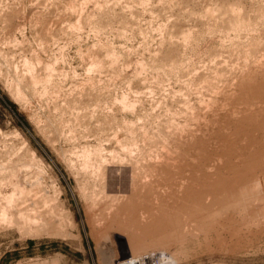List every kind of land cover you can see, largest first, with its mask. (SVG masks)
<instances>
[{
    "label": "rangeland",
    "instance_id": "374dc122",
    "mask_svg": "<svg viewBox=\"0 0 264 264\" xmlns=\"http://www.w3.org/2000/svg\"><path fill=\"white\" fill-rule=\"evenodd\" d=\"M232 8L238 12L231 13ZM231 14L252 26L234 30ZM34 55L60 69L51 72L58 85L47 84L44 93L51 91L38 93L39 99L25 87L26 98H17L10 79L14 71H24V60L38 72ZM261 56L264 0H0V264H116L138 242L127 240L139 235L133 231L137 225L93 221L91 199L99 198L101 211L95 209L103 211L102 218L128 216L134 163V177L149 181L148 189L164 179L171 184L188 175L190 181L188 172L194 175L197 169L186 165L188 171L185 163L201 162V150L212 148L221 127L242 118L225 116L246 99L247 73ZM253 82L263 83L264 74H256ZM122 95L134 107H121ZM170 121L178 123L173 128ZM256 132L258 127L251 134ZM129 136L136 143L126 144L134 148L126 151L130 154L123 146ZM97 140L106 163L100 173L85 174L76 154ZM255 143L243 149L253 150V160L263 165L253 170V192L248 193L253 173L246 169L242 148L222 156L210 170L211 181H223L213 186L211 203L219 201L202 208L196 221L188 216L191 221L182 225L187 229L167 246H146L145 254L134 250L141 264H264V140ZM168 165L178 167L168 171ZM203 182L198 188L205 192ZM12 187L23 192L15 200L18 210L28 199L38 201L20 214L5 211ZM224 212L233 219L218 221Z\"/></svg>",
    "mask_w": 264,
    "mask_h": 264
},
{
    "label": "bare ground",
    "instance_id": "6f19581e",
    "mask_svg": "<svg viewBox=\"0 0 264 264\" xmlns=\"http://www.w3.org/2000/svg\"><path fill=\"white\" fill-rule=\"evenodd\" d=\"M232 11H233V13H237L238 11H237V9L234 11V8H232V9H230V12L232 13ZM231 15H233V14H231ZM233 20L230 22V24H229V26H231L234 30H241L240 28H242V27H245L247 24H248V26H247V28H249V27H251V26H249V23H251L250 21H245V20H243V18H239V16L238 15H233ZM230 27V28H231ZM231 28V29H232ZM229 29V28H228ZM244 29V28H243ZM94 30V29H93ZM189 30H187L185 33H184V36L186 37V35H187V38H188V33H190V31L188 32ZM228 31V30H227ZM232 31V30H231ZM243 31V30H242ZM244 31H245V29H244ZM233 32V31H232ZM236 32V31H235ZM240 33V32H239ZM234 34V33H233ZM236 34V33H235ZM189 35H191V34H189ZM211 35V34H210ZM183 36V37H184ZM185 37L183 38L184 40H186L185 39ZM214 37V36H213ZM188 40H190V39H188ZM188 40H186V42L188 41ZM185 43V42H184ZM112 54V56H113V54H115V52H112L111 53ZM111 56V55H110ZM111 56V57H112ZM115 56V55H114ZM34 57L35 58H33L34 60H37V59H39L38 57H36V55H34ZM63 57V56H62ZM261 58L262 59H264V56L262 57L261 56ZM261 58H256V59H254L253 60V67L249 70V72L250 73H247V75L249 74V76H248V79L250 80L249 81V83H247L245 86H243V94L246 96V99H248V101L246 100H244V102L242 101V102H240V103H242L241 105H239V106H243V107H235V108H232V109H230V110H227V114H226V119L227 118H232V119H234V118H236V117H239V116H241L242 118L238 121H232V123H230V124H228V126H226V127H221V133L220 134H218V136L215 138V139H213L212 140V142H211V140H210V142L213 144V146H212V152H210V150H206L205 152H204V150L202 149L201 150V152H202V157H203V160L201 159V162L200 161H197L198 163H195L194 162V159L192 160L191 158H189L188 157V159H191V161H193V163L192 162H187V163H185V166L187 165V166H190L191 168H194V167H196V169L197 170H199L200 171V173H199V171L197 172V170H195L196 172L194 173V175L193 174H190L188 171H189V169H188V167H187V169H188V171H186V172H188V174H189V178H190V181L188 180V178H187V176L188 175H186L185 174V172H184V174L186 175V176H184V177H180V179L178 180V181H176V182H174V183H171V184H168L167 182H165V179L163 180V179H159V178H157L158 180H159V182H161L160 180H163L162 181V183H161V185H160V183H158L160 186H157V187H160V188H157V187H154V188H151L150 187V189H148V187L146 186V185H148V184H150V182L148 183V182H146L147 181V179H146V177H144L145 176V172H143V178H145L144 179V181L146 182V183H144L143 182V180H140L139 179V181H138V179L137 178H135L134 177V175H135V173H136V171H135V173H134V168L136 169H138V167H136L137 165H136V163H134L131 167H130V169H129V177H130V179H131V183H130V189H131V200H130V204H129V211L127 212V213H129V215L128 216H126V217H121V218H118V216H110V217H105L104 218V216H103V218L102 217H100V215L99 214H101V213H99L98 211V213L96 212V209H98L99 207H97V206H99V205H101L100 203H99V198H92L91 199V202H90V204L88 205V206H90V208H91V210H92V212H90L93 216H94V220L93 221H95V222H101V221H120V222H131V223H133V224H135V226L137 227H135L134 229H133V231H136L139 235H137L136 237L135 236H131V237H128V241H133V240H136V241H138V242H136L135 244L136 245H134V246H131L130 247V250H127V254H125V255H122L121 257H119L118 259H120V260H118L117 259V263L116 264H141L142 263V260H143V258H141V256H139V255H136V254H134V250H141V249H143L142 250V253H144L145 254V252H143L145 249H147V247L148 246H152V248H153V244H161L160 246L162 247L163 245L164 246H167L166 244H167V241H170L171 239H173L174 240V238L176 239V235L179 233V231L180 230H182V228H185V227H182V225L183 224H185L188 220L189 221H191L190 219H188V216L190 217V216H192V220L194 221H196V218L197 217H199V215H201L200 214V212H201V209L202 208H206L208 205H210V204H213V203H217V201H219L218 199L216 200V202H213V203H211V201L212 200H214L215 201V198H211V196H212V192H213V186H214V184L216 183V184H220V183H222L223 181H221L220 179H218L219 181H211L210 180V170L211 169H213V168H215V164L214 163H216V162H218L220 159H221V157L223 156H226V155H229V154H231V153H235L236 151H237V153H241L242 152V150L243 149H245L246 150V146L247 147H249V146H253V145H255L256 143V141L258 142V140L259 141H261V140H264V82L263 83H260V84H257V83H254L253 81H254V79H255V75L256 74H258V73H262V75L264 74V60H261ZM4 59V58H3ZM110 59V58H109ZM29 60H30V58H29ZM28 60V61H29ZM106 60V59H105ZM25 61V63H22L21 65H23L22 67L24 68V71L23 72H18V73H16V67L17 66H15L13 69L14 70H16V71H14L15 73H13V78L12 79H10V82H12L13 81V84H14V88H15V94L17 95V98H21V99H25L26 97H25V90L26 89H28V90H31L32 91V93H37V94H35L36 95V97L38 98L39 96L38 95H40V97H42L44 94H47L49 91H51V90H49L47 93L45 92L44 93V91H45V89H46V87H47V84H49L51 87L52 86H55L56 85V81L54 82L52 79L54 78V76H53V78H52V75H51V72L53 73V72H59V73H62L61 71H59L58 69V71H54L53 69H51L52 67H53V63L54 62H52V67H50L49 65H48V63H43V64H41V63H39V62H41L40 61V59L38 60V62L37 63H39V65L37 64L36 65V62H35V65L37 66V69H39V70H37L38 72H35L34 71V67H33V63H31V62H27V60H24ZM94 61L95 60H92V64L91 65H95V63H94ZM135 61V60H134ZM23 62V61H22ZM34 62V61H33ZM49 62V61H48ZM98 62V61H97ZM96 62V63H97ZM99 63V62H98ZM138 63V62H137ZM139 63H140V61H139ZM142 63V62H141ZM247 63V62H246ZM41 64V65H40ZM51 64V63H50ZM55 65V64H54ZM98 65H100V63L98 64ZM110 65V64H109ZM245 65V64H244ZM248 65V64H247ZM246 65V66H247ZM49 67H50V69H49ZM94 67V66H93ZM249 67H250V65H249ZM18 68V67H17ZM23 68H21V69H23ZM89 68H92V67H89ZM8 69V68H7ZM20 69V71H22ZM10 70V69H9ZM95 70H96V68H95ZM99 70V69H98ZM125 70V69H124ZM88 72L89 71H87V74H88ZM144 73V72H143ZM57 74V73H56ZM65 74V73H64ZM54 75V74H53ZM59 75V74H58ZM61 75V74H60ZM63 76V75H62ZM240 76H242V73H241V75ZM55 77L57 78V75H55ZM59 77H61V76H59ZM246 77V76H245ZM58 79V78H57ZM93 79V78H92ZM92 79H91V81H92ZM243 79V78H242ZM39 82H40V84H39ZM12 83H11V85H13ZM36 84H39L38 86L36 85ZM91 84V83H90ZM142 85H143V82L141 83ZM58 85V84H57ZM56 85V86H57ZM144 86V85H143ZM25 87H26V89H25ZM92 87V86H91ZM53 88V87H52ZM56 88V87H55ZM49 89V88H48ZM54 89V88H53ZM27 91V90H26ZM30 91V92H31ZM95 91V90H94ZM94 91H91V92H94ZM43 94H42V93ZM231 92V91H230ZM233 92V91H232ZM38 93H41L42 94V96H41V94H38ZM247 95H246V94ZM98 94V93H97ZM228 94H229V92H228ZM230 95V94H229ZM248 95H250V97H248ZM31 96H32V98H33V95L31 94ZM46 96V95H45ZM50 96V95H49ZM35 97V98H36ZM39 97V98H40ZM127 96H125V95H122L121 96V99L120 100H118L117 99V101H120V102H118V103H120V105H121V107H123V108H127V107H131L132 106V104H133V107H134V103H131V101H127V98H126ZM248 97V98H247ZM38 98V99H39ZM117 97H115L114 98V100L116 99ZM243 98H245L244 96H243ZM28 99V98H27ZM136 100V99H135ZM204 100V99H203ZM203 100H202V102H201V105H202V103H203ZM209 101H210V98L208 99ZM116 101V102H117ZM132 101H134V100H132ZM137 101V100H136ZM135 101V102H136ZM211 102V101H210ZM207 103H209V102H206L205 103V106H206V104ZM243 103H245L244 105H243ZM203 105H204V103H203ZM237 106V105H236ZM232 107V106H231ZM189 108H191V107H189ZM131 109H133V108H131ZM186 109H188V108H186ZM123 110V109H122ZM240 111H242V112H240ZM238 112H240L241 114H239ZM173 113V112H172ZM171 113V114H172ZM175 114H176V112H175ZM177 114H178V112H177ZM171 116V115H170ZM173 117H175L174 115H172ZM171 116V117H172ZM72 119V118H71ZM74 119V118H73ZM68 120V119H67ZM203 120V119H202ZM69 121V120H68ZM125 121V120H124ZM123 121V123L126 125L127 123L126 122H124ZM127 121V120H126ZM173 121V120H172ZM172 121H170L171 122V124L173 123ZM205 121H206V119H205ZM205 121H203L204 122V124H205ZM230 121V122H231ZM169 122V123H170ZM68 123V122H67ZM132 124V122H129V124ZM176 123H178L177 121H176ZM176 123H173L174 124V126L176 125ZM208 122H206V124H207ZM170 124V125H171ZM173 124H172V126H173ZM187 124V123H186ZM207 125H209V123L207 124ZM217 125H218V123H217ZM221 125H223V124H221ZM232 125V126H231ZM130 126H132V125H130ZM130 126H127V129H128V127L130 128ZM171 126V127H172ZM174 126H173V128H174ZM179 126V125H178ZM186 125H185V123H184V127H185ZM165 127H167L166 125H165ZM181 127L182 128H184L182 125H181ZM204 127V126H203ZM208 126H206L205 128H207ZM209 127H211L210 125H209ZM255 127H258V129H259V132H260V134H258V132H256V133H254V134H251V132L253 131V129L255 128ZM176 128H178V127H175V130H176ZM199 128V127H198ZM131 129H132V127H131ZM181 129V128H180ZM186 129H188L187 127H186ZM190 129V128H189ZM208 129V128H207ZM207 129H205L204 131H206ZM183 130V129H182ZM181 130V131H182ZM191 130H193L192 128H191ZM131 131V130H130ZM168 131V130H167ZM167 131H166V135H167ZM177 131V130H176ZM194 131H195V129H194ZM197 131H199V130H197ZM248 131H250V133L248 132ZM100 132V131H99ZM133 132V131H132ZM178 132V131H177ZM180 132V131H179ZM178 132V133H179ZM251 134V137L248 139L247 137L245 138V136H246V134ZM134 133V132H133ZM185 133H187V132H185ZM184 133V135H186ZM190 134H192V132L190 131L189 132ZM189 133H187V135L188 136H190V134ZM169 134V133H168ZM181 134L182 133H180V135L178 136L179 138H180V136H181ZM193 134H195L196 136H197V134H199V132H197V133H193ZM192 134V135H193ZM130 135H131V133H130ZM159 135V134H158ZM131 136H133L134 137V135H131ZM131 136H129L130 137V140H128L127 139V141L123 144V146L126 148V144L129 146V144L131 145V144H136L135 143V139H133V137H131ZM170 136V135H169ZM173 136V135H172ZM202 136V135H201ZM114 137L116 138L117 136H115L114 135ZM113 137V134H112V138H114ZM185 137V136H184ZM203 137V136H202ZM114 138V139H115ZM178 138V139H179ZM191 138V136L189 137V139ZM206 138V137H205ZM162 139H164V137L162 138ZM188 139V140H189ZM240 139H242V140H245V142H244V144L241 142L242 140H240ZM258 139V140H257ZM183 140V139H182ZM190 140H193L192 138L190 139ZM198 140H200V138L198 139ZM99 141H102V140H100L99 139ZM99 141L97 140V142H96V144H94V145H92V143L89 145H85L84 147H82V149H80V151L76 154V156H78L80 159H79V163H78V161H77V163H78V168H79V170L81 171V172H83V173H85V174H98V173H100V170H102V165L104 164V162H105V160H106V156H105V154H103L104 152H103V147H102V144H100L99 143ZM207 141H209L208 140V137H207ZM120 142V141H119ZM118 142V143H119ZM200 142V141H199ZM198 142V143H199ZM87 143H89V142H87ZM194 143V142H193ZM203 143V142H202ZM210 143V144H211ZM253 143H255V144H253ZM180 144V143H179ZM210 144H209V148H210ZM138 145H139V143H138ZM127 146V148H126V150H125V153H129V152H126V151H128L129 150V147ZM137 146V145H136ZM203 146V145H202ZM241 146V147H240ZM251 146V147H252ZM123 147V148H124ZM133 147V146H132ZM170 147V146H169ZM168 147V148H169ZM244 147V148H243ZM124 148V149H125ZM131 148V147H130ZM140 148V147H139ZM202 148V147H201ZM205 148V147H204ZM238 148H239V150H241L240 148H242V150L240 151V152H238L239 150H238ZM131 149H133L134 150V148H131ZM130 149V150H131ZM208 149V148H207ZM248 149V148H247ZM129 150V151H130ZM245 150H243V154H245V155H242V156H246L245 158H246V160L249 162L248 164H247V168L246 169H248L249 171L248 172H251V173H253V172H255V171H253V170H255V168L257 169L258 167H259V169L261 170V168L263 167V165H261V161H259V160H257V161H255V160H253L254 158H252L251 156H253L252 154V152H253V150H251V149H248V151H245ZM136 151H139L140 152V150L138 149V150H136ZM184 151V150H183ZM189 151H191V150H189ZM197 151V150H196ZM199 151V150H198ZM197 151V152H198ZM195 152V151H194ZM200 152V151H199ZM185 153V152H184ZM130 154V153H129ZM125 155V154H124ZM181 155H183V159H184V157H185V155L182 153ZM186 155H189V154H186ZM239 155V154H238ZM115 156H118V154H116V155H114V156H112V157H115ZM126 156H127V154H126ZM119 157V156H118ZM117 157V158H118ZM181 157V156H180ZM187 157V156H186ZM202 157H200V158H202ZM110 158V157H109ZM117 158L115 157V159L117 160ZM243 158V157H242ZM112 159H114V158H112ZM182 159V160H183ZM195 159H198V156H197V158H195ZM256 159V158H255ZM118 160H121L120 158L118 159ZM198 160H200V159H198ZM243 160V159H242ZM245 160V161H246ZM147 161V160H146ZM244 161V160H243ZM263 161V160H262ZM106 163V162H105ZM165 164H167L166 162H165ZM71 165V164H70ZM105 165V164H104ZM173 167H174V164H171ZM165 165H164V163H163V167H164ZM169 166V168H170V165H168ZM104 167V166H103ZM178 166H176L175 165V168H177ZM261 167V168H260ZM174 168V169H175ZM234 168V167H233ZM172 169V167L170 168V169H168V171L169 170H171ZM174 169H172L173 171H174ZM195 169V168H194ZM229 169H231V168H229ZM1 170V169H0ZM78 170V169H77ZM104 170V169H103ZM160 170V169H159ZM176 170V169H175ZM178 170H179V168H178ZM192 170V169H191ZM259 170V171H260ZM163 172H164V170H162ZM172 171V172H173ZM194 171V170H193ZM102 172H104V171H101V175H102ZM162 172V173H163ZM228 172V171H227ZM80 173V172H79ZM161 173V174H162ZM175 173V172H174ZM160 174V173H159ZM197 174L199 175V176H197ZM225 174V173H224ZM164 175H166V174H164ZM249 175V174H248ZM255 175V173H253L252 174V176H250L249 178H248V181H247V183L250 185V187H249V189H251V190H249L248 191V193H252L253 192V190H254V186H256V184H257V181L255 180V179H253L252 177ZM12 176H13V174H12ZM160 176V175H159ZM161 176H163V174L161 175ZM160 176V178H164V177H161ZM140 177V176H139ZM151 177V176H150ZM157 177V176H156ZM155 177V178H156ZM13 178V177H12ZM12 178H10V179H12ZM104 178V177H103ZM155 178H154V181L156 182V180H155ZM20 179V178H19ZM134 179H136L138 182H140L141 184H139V183H137V182H135L136 180H134ZM148 180H152V179H148ZM157 180V181H158ZM188 180V181H187ZM223 180V179H222ZM15 181V180H14ZM29 181H30V179H29ZM185 181H187V182H185ZM200 181H204L203 183H205V188H204V190H205V192L203 191H199L200 189L198 188V183L200 182ZM9 181H7V183H8ZM22 182V181H21ZM152 182H153V180H152ZM14 183H16V182H14ZM31 183V182H30ZM33 183V182H32ZM6 184V183H5ZM9 184H10V182H9ZM18 184V183H17ZM2 185V184H1ZM14 186L13 185V183L11 182V184L9 185V186ZM138 185V186H137ZM201 185V184H200ZM202 185H204V184H202ZM15 186H18V185H15ZM21 186V185H20ZM33 188L34 187V185L32 186V185H29V189L31 188V187ZM137 186V187H136ZM138 187H140V189H138ZM9 188H11V187H9ZM21 188V187H20ZM19 187L18 188H13L12 187V189H10V191L9 192H7L8 193V196L6 197V199H7V201H8V207L7 208H5L4 210L6 211H8V212H10L11 214H15V213H18V214H20L21 212H23V211H25V210H27L29 207H31V205H35V203H34V201H36V200H33V199H28V200H26L25 202L26 203H24V205H22V208L20 209V210H18V208L20 207V205H18V204H16V202H15V200H17V198H19L20 199V197L22 196V194H23V192L21 191V190H19L20 189ZM31 188V192H32V189ZM222 188V187H221ZM9 190V189H8ZM23 190V189H22ZM145 190L147 191V192H150V194L149 193H146V195H145ZM221 190H223V189H221ZM29 191V190H28ZM144 191V192H143ZM216 191V190H215ZM30 192V193H31ZM26 193H27V190H26ZM29 193V192H28ZM204 193V194H203ZM33 197V196H32ZM31 197V198H32ZM36 197H38V195L36 196ZM34 198V197H33ZM211 198V199H210ZM229 199H233V197L232 198H229ZM43 200V199H42ZM38 201V200H37ZM44 201V200H43ZM5 203V202H4ZM34 203V204H33ZM44 203V202H43ZM45 206V205H44ZM95 207H97L96 209H95ZM102 207V206H101ZM100 209V208H99ZM98 209V210H99ZM138 210L137 212L135 211L134 212V210ZM90 210V211H91ZM4 211V212H5ZM99 211H101V210H99ZM204 211H202L201 213H203ZM10 213H9V215H10ZM43 215H46L47 214V212L45 211V212H41ZM2 214V213H1ZM4 214V213H3ZM2 214V215H3ZM30 214V213H29ZM28 214V215H29ZM98 214V215H97ZM5 215V214H4ZM26 215V214H25ZM91 215V216H92ZM103 215V211H102V214H101V216ZM105 215V214H104ZM234 215V214H233ZM30 216V215H29ZM28 216V217H29ZM90 216V217H91ZM97 216V217H96ZM208 216V215H207ZM2 217V216H1ZM9 217V216H8ZM31 217V216H30ZM202 217V216H201ZM209 217V216H208ZM207 217V218H208ZM12 218V217H11ZM92 218V217H91ZM204 218V217H203ZM216 218V217H215ZM215 218H213V219H215ZM13 219V218H12ZM16 219V218H15ZM18 219V218H17ZM30 219V218H29ZM33 219V218H32ZM31 219V220H32ZM210 219V218H209ZM218 219V221H223V220H227V221H230L231 219H233V217H232V214L231 213H228V212H224V213H222L221 215H220V217L219 218H217ZM27 220V219H26ZM34 220V219H33ZM38 220V219H37ZM206 220V219H205ZM16 221V220H15ZM209 221V220H208ZM213 221V220H212ZM12 222V221H11ZM19 222V221H18ZM5 223V222H4ZM9 223V222H8ZM14 223V222H13ZM22 223V222H21ZM203 224V223H202ZM209 224V223H208ZM212 224V223H211ZM231 224V223H230ZM9 225V224H8ZM190 225V224H189ZM194 225V224H193ZM19 226V225H18ZM201 226V225H200ZM199 226V227H200ZM212 226V225H211ZM20 228H21V226H19ZM202 227V226H201ZM215 227V226H214ZM18 228V227H17ZM179 228H181V229H179ZM30 229H32V227L30 228ZM129 229H131V228H129ZM185 229H187V228H185ZM184 229V231L183 232H186V230ZM217 229V228H216ZM24 230V229H23ZM213 230V229H212ZM225 230V229H224ZM30 231V230H29ZM97 231L98 232H100L98 235H101V233H102V229L101 228H99V229H97ZM97 232V233H98ZM118 232V231H117ZM206 232V231H205ZM96 233V234H97ZM118 233H120V232H118ZM189 233V232H188ZM182 234V233H181ZM206 234V233H205ZM166 242V243H165ZM173 242V241H172ZM163 244V245H162ZM147 246V247H146ZM150 246V247H151ZM160 246L159 247H157V250H159L160 249ZM144 247H145V249H144ZM149 247V249H152V248H150ZM155 247V246H154ZM156 248V247H155ZM155 248H154V250H155ZM168 248H169V244H168ZM167 248V249H168ZM162 249V248H161ZM139 250V251H140ZM164 250V249H163ZM152 251V250H151ZM160 252H162V251H160ZM126 253V252H125ZM141 253V252H140ZM147 253V252H146ZM154 253V252H153ZM152 253V254H153ZM157 254V253H156ZM141 255H143V254H141ZM133 256H136V257H133ZM154 256V255H153ZM112 260V259H111ZM111 263V262H110ZM109 263V264H110ZM112 264V263H111Z\"/></svg>",
    "mask_w": 264,
    "mask_h": 264
}]
</instances>
